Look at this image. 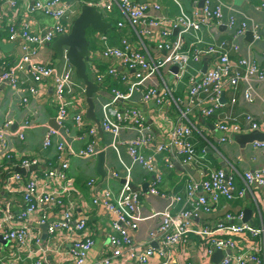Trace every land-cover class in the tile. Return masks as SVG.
Instances as JSON below:
<instances>
[{
    "label": "crops",
    "instance_id": "0c3cea01",
    "mask_svg": "<svg viewBox=\"0 0 264 264\" xmlns=\"http://www.w3.org/2000/svg\"><path fill=\"white\" fill-rule=\"evenodd\" d=\"M21 14L28 11L26 0H17ZM77 8L78 16L83 3L94 5L100 12L103 21L109 27L103 32L87 30L86 39L89 53L85 58L86 73L88 78L94 82L95 73L92 65L102 71L110 65H116L117 70L127 76L125 80L117 81L111 76L97 84L98 88L92 96V107L89 106L83 82L73 75L75 87L70 96L71 104L68 109L66 127L67 131L59 127L56 122L55 90L52 78H48L37 84L38 93L30 96L26 104L14 98L8 84L0 87V128L4 131L3 143H0V207L7 203L13 213L24 206L22 194L16 189V182L8 180L15 171V167L23 160L35 161L37 168L28 170L26 179H36L39 188L49 190L57 183L53 178L47 176V172L64 171L66 178L70 181V188L62 197V206H44L42 211L49 221L59 220L62 213L68 210L72 213L73 222L77 219H87L90 227L93 245L88 251L85 264H96V262L108 252L112 245L108 241V234L113 232V215L103 205L104 191L117 195L122 184L127 181L132 189L141 193V206L137 212L140 220L134 228L127 229L130 244L137 246L139 251L145 250L149 245L156 249L158 240L148 241L150 232L154 231L160 217L151 216L154 212H162L169 209L174 214L189 200L188 185L197 186L196 195L205 194L201 183L211 171L222 170L233 177L234 188L230 197L220 195L214 202L209 200L210 210L207 213L200 212L199 217L194 220L196 226L214 227L217 223L226 224L243 223L237 218L250 210V215L244 221L253 226L264 225V191L247 185L243 178V172L264 165V157L259 148L253 143H240L236 136L248 134L251 130L245 128L241 133L224 134L215 128L214 122L219 117L230 122H236L240 126H247V115L258 121L259 131L264 132V122L260 120L264 112V79L254 82L256 95L249 102L243 97L244 84L240 82L235 88L226 87L219 99V108L214 114L204 115L203 110L212 105V102L202 93L197 95L193 102L189 100L188 89L190 87L189 77L199 78L207 69L216 67L217 57L214 54L200 53L194 58L197 50L208 45H221L227 52L232 62L239 58L247 57L261 64V51L264 47V0H211L214 6L221 2L222 20L210 27L201 26L199 29H189L184 33L179 32V27L170 24H161L152 28L147 24L134 26L126 16L125 12L114 0H69ZM135 3L150 6V14L164 15L170 19H176L181 14L198 19L204 5V0H131ZM109 5L107 9L105 6ZM157 5L158 8H153ZM11 15V9L0 2V17H2V28L0 30V41L11 43L7 50L0 48V71L6 65L12 64L22 54V42H9L4 27L6 19ZM27 16L37 21V26L49 25L51 21L39 12L28 13ZM75 16V17H76ZM234 18V26L229 27V18ZM248 24L247 30L242 36L233 38L234 29L242 22ZM102 36L105 39H100ZM177 40L181 46L179 52H188V60L184 64L179 61H170L141 86L138 90L130 91L129 84L132 79V71L127 70L119 62L107 60L101 56L103 43L123 47L127 45L130 49L143 51L149 60L158 62L168 57ZM168 47L160 48V43H167ZM236 47V48H235ZM65 52L66 48L63 47ZM39 61L53 65L57 69L73 66L62 56L57 57L53 47L46 44L41 48L37 57ZM5 65V66H4ZM74 69V68H73ZM238 72L242 68L233 67ZM24 83H32L31 74L21 73ZM95 83V82H94ZM155 86L161 94H165L164 103L157 104L155 101L142 100V93L146 87ZM117 89L124 96L112 108L132 107L139 110L142 120L152 135V141L142 149L144 156H150L152 170H147L136 162L128 153L126 140L135 138L140 132L135 126L124 127L119 131L117 139L122 143L117 144V149L111 146L113 136L104 131L96 120L101 122L102 106ZM130 91V92H129ZM234 100V101H233ZM80 112L84 120V128L78 129L74 125L73 115ZM13 122L5 124L6 119ZM25 121L29 127L23 126ZM180 121L190 128V134L185 140L191 145L193 155L188 160V154L179 147H168L158 150L160 144H168L170 132L175 122ZM95 129L94 134L87 137L88 128ZM49 129L57 131L52 136V144L43 145V139ZM20 134V136H19ZM228 137L221 141V137ZM92 142L99 152H104L103 169L101 175L97 171V155L95 158H81L76 152L87 143ZM62 142V150L56 148V143ZM4 146V147H3ZM7 150L6 154H3ZM98 152V153H99ZM217 153L218 155L216 156ZM169 158V162H167ZM66 163V168L62 164ZM59 182V180H58ZM152 186H156L162 196L150 193ZM178 197L172 200L168 196ZM227 215L233 217V221L227 219ZM36 216L25 222L34 227L35 236L39 238V245L29 244L18 247L15 242L3 240L0 237V261H6L13 254L17 258V264H35L37 260H43L45 264H61L70 250L67 240L68 229L59 231L56 236L47 231V226L35 223ZM19 223V222H18ZM231 238L236 245L245 248L255 244L256 238L246 232H217L209 236H198L189 234L186 242H180L172 250V264H222V257L216 263L211 255L204 252L210 246L211 239ZM258 241L261 252L258 253V262L248 264H264V235ZM222 251V250H221ZM224 254V251H222ZM234 252V250H232ZM160 261L157 253L150 256L146 264H158Z\"/></svg>",
    "mask_w": 264,
    "mask_h": 264
},
{
    "label": "built area",
    "instance_id": "2783aa9c",
    "mask_svg": "<svg viewBox=\"0 0 264 264\" xmlns=\"http://www.w3.org/2000/svg\"><path fill=\"white\" fill-rule=\"evenodd\" d=\"M249 1V0H244ZM11 9V15L7 17L4 25L7 32V40L9 42H22V54L10 65H4L0 71V87L3 84H8L12 90L14 98L23 104L29 101V97L38 93L37 84L44 82L48 78H52L55 90V108L56 122L58 128H63V132L67 131V114L71 104L70 96L75 87L73 81L74 69L71 66L57 69L53 65L44 63L37 59L41 48L46 44L52 43L62 34H69L73 21L76 18L77 8L75 4L69 0H26L28 11L21 14L17 0H0ZM116 4L125 12L126 16L134 26L147 24L152 28H156L161 24H170L172 27H179V32L184 33L187 30L199 29L201 26L210 27L213 24H218L222 20V3L217 2L214 6L211 0H204V5L199 14L198 19L188 17L186 14H181L176 19H170L164 15L150 14V6L141 3H135L131 0H114ZM96 5V4H94ZM264 7V1L261 4ZM107 9L109 5L105 6ZM157 9L158 6L154 5ZM39 12L48 18L51 23L41 27L37 26V21L32 17L27 16L28 13ZM2 17H0V30L2 28ZM229 27L234 26V18H229L227 22ZM248 24L242 21L235 29L233 38L242 36L247 30ZM100 39H105L102 36ZM101 48V56L107 60L119 62L127 70L132 71V79L130 80V91L138 90L147 79L151 78L157 70L164 67L170 61H179L184 64L188 60V52H179L181 42L177 40L173 46L172 53L158 61L152 62L147 55L141 50L130 49L127 45L117 47L103 43ZM158 47H168L167 43H160ZM236 48V47H235ZM65 53V52H64ZM214 54L217 57V66L207 69L199 78L189 77L190 87L188 89L189 100L193 102L199 94H204L209 101L212 102L210 107L203 110L204 115L214 114L219 108V99L223 95L226 87L235 88L240 82L244 84L243 97L251 102L254 100L256 90L254 82L264 79V47L261 51V64L256 60L243 57L236 62H232L227 52L221 45H208L194 53L196 59L198 54ZM66 59V58H65ZM94 68L95 84L104 80L106 76H111L117 81H122L127 78L126 75L120 73L116 65H110L105 70ZM233 67L242 68V72H238ZM21 73L31 74L30 82L24 83L21 78ZM129 91V92H130ZM124 96L117 89L113 90V94L102 106L103 116L100 126L104 131L110 132L113 136L111 146L117 149V144L122 143L117 139L119 131L130 126L139 128L140 132L135 138L126 140L129 155L145 169L152 170L150 156L146 157L142 153V149L152 141L150 129L142 120L140 112L136 108L122 107L112 108ZM165 99V94H161L155 86L146 87L142 93V100L155 101L157 104H162ZM234 101V100H233ZM164 103V102H163ZM247 126H240L236 122H230L227 117L220 119L219 117L214 122L215 128L224 134H237L245 130V128L253 131L258 130V121L254 120L250 115L246 116ZM74 125L78 129L84 128V120L80 112L73 115ZM260 120L264 122V112L260 116ZM11 119H6L5 124H12ZM29 122L25 121L23 126L29 127ZM58 131V130H57ZM53 129H49L43 139V145L49 146L52 144V136L57 133ZM190 128L177 121L174 123L170 132V140L168 144L158 145V150L168 149V147H179L188 154V160L193 155L191 145L185 140L190 134ZM94 127L90 126L87 131V137L94 134ZM20 136V134H19ZM228 137H221V141H226ZM4 131L0 128V143H3ZM254 146L259 148L260 153L264 157V141H253ZM4 147V146H3ZM64 144L56 143V148L62 150ZM4 150L3 154H6ZM99 149L95 148L92 142H89L76 152V155L81 158H95ZM169 162V158L166 160ZM170 163V162H169ZM35 161L23 160L20 167L28 168L34 165ZM67 164L63 163L62 167L66 168ZM47 176L57 181L56 185L49 190L39 188L36 179H26L21 173L14 172L8 180L16 182V189L22 194L24 206L18 212L13 213L10 209V204L5 207H0V237L3 240L15 242L18 247H24L29 244L39 245V238L35 236L34 227L25 222L30 221L32 216H36L35 223L40 226L46 225L47 231L51 235L56 236L59 231L68 229L67 240L70 243V250L66 254V258L61 264H85L88 251L92 247L94 241L90 232V227L87 225V219L81 218L73 222L72 213L65 210L59 220L49 221L46 214L42 211L44 206L52 208L62 206V197L70 188V181L66 178L64 171L55 172L50 170ZM243 178L250 187L258 188L264 191V165L255 169L246 170L243 172ZM59 180V182H58ZM201 187L205 194L196 195V185L189 184V200L176 213L172 214L169 209L162 212H154L151 216H159V224L157 228L150 232L149 242L158 240L159 246L154 249L150 245L142 251L138 250L137 246H132L129 240L127 229L134 228L140 220L137 212L141 206V193L131 188L129 183L125 181L117 195H112L108 191H104L103 205L113 215L114 221L111 226L113 232L108 234V241L112 248L105 252L96 264H146L150 256L157 253L160 261L158 264H172V250L180 242H186L189 234L198 236H209L217 232H246L251 238H256L253 245L245 248L244 246L236 245L231 238H214L210 241V246L205 250L206 255H211L215 250L224 251L222 264H248L249 262H258V253L261 252V247L258 241L263 239L264 225L260 227L253 226L247 222L226 224L219 222L214 227L196 226L194 220L199 217L201 211L207 213L210 210L209 200L214 202L220 195L230 197L234 182L232 175L222 171H211L206 179L201 183ZM150 193L153 195L162 196L156 186H152ZM172 200L179 199L178 197L168 196ZM227 219L233 221L231 215L226 216ZM238 220L242 219L240 215ZM19 222V223H18ZM234 250V252H232ZM0 264H17V258L14 256L8 257L6 261H0ZM35 264H45L43 260H37Z\"/></svg>",
    "mask_w": 264,
    "mask_h": 264
},
{
    "label": "water",
    "instance_id": "95a60500",
    "mask_svg": "<svg viewBox=\"0 0 264 264\" xmlns=\"http://www.w3.org/2000/svg\"><path fill=\"white\" fill-rule=\"evenodd\" d=\"M108 27L109 24L103 21L100 12L93 4L83 3L78 16H76L73 21L69 34H62L51 43L57 57L60 59L64 56L73 66L76 77L79 78L85 86L86 100L91 107L92 96L98 86L88 78L86 73L85 58L89 53L86 32L88 29H92L103 33ZM10 46L11 43H3L0 41V48L2 50H7ZM63 47L66 48L65 53ZM96 122L100 126L97 120ZM236 138L242 144L252 143L253 141H264V132L253 130L248 134L238 135ZM215 154L216 156L218 155L217 153ZM103 162L104 152H99L97 154V171L101 175L105 173ZM36 168L37 166L35 164L28 168L16 166L15 171L26 175L28 170H35ZM243 213L242 220L244 222L250 215V210L248 209ZM222 256L223 252L218 249L213 253L212 259L217 263Z\"/></svg>",
    "mask_w": 264,
    "mask_h": 264
},
{
    "label": "trees",
    "instance_id": "16d2710c",
    "mask_svg": "<svg viewBox=\"0 0 264 264\" xmlns=\"http://www.w3.org/2000/svg\"><path fill=\"white\" fill-rule=\"evenodd\" d=\"M88 30H90L91 31V29H88ZM97 66V65H96Z\"/></svg>",
    "mask_w": 264,
    "mask_h": 264
}]
</instances>
